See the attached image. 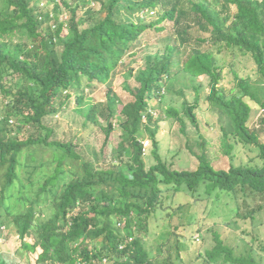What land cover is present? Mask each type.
<instances>
[{
	"label": "trees",
	"instance_id": "obj_1",
	"mask_svg": "<svg viewBox=\"0 0 264 264\" xmlns=\"http://www.w3.org/2000/svg\"><path fill=\"white\" fill-rule=\"evenodd\" d=\"M149 15L155 18L147 23ZM168 25L173 37L163 51L130 70L135 85L124 86L130 101L111 88L104 102L87 98L85 89L105 86L148 31L159 37ZM209 48L250 55L264 84V0H0V228L7 237L14 230L20 243L11 264H152L142 237L150 221L158 219L159 209L172 217L170 210L183 207L173 200L164 207L161 187L174 200L193 198V206L200 191L211 196L217 190L264 202L263 129L249 126L255 109L262 110L264 126V86L261 92L250 78L233 72L235 87L227 92L221 86L223 66ZM184 77L209 80L206 101L219 112L222 155L242 144L254 153L253 164L224 170L206 151L195 156V170L163 161L152 103L184 97L182 89H174ZM199 90L195 87L196 101ZM73 103L84 127L94 124L103 132L104 146L116 128L121 131L107 165L95 167L76 143L55 138L50 122ZM195 109L184 100L182 113L167 108L165 116L185 132L186 122L198 126ZM23 127L44 131L45 137L20 139L16 131ZM145 133L154 148L149 168ZM44 150L50 151L51 170L43 169ZM23 168L29 184L34 172L47 171L35 191H24ZM255 206L246 215L238 207L235 216L253 222L264 210ZM214 241L206 264L222 257V264H254L234 256L218 235Z\"/></svg>",
	"mask_w": 264,
	"mask_h": 264
},
{
	"label": "rangeland",
	"instance_id": "obj_2",
	"mask_svg": "<svg viewBox=\"0 0 264 264\" xmlns=\"http://www.w3.org/2000/svg\"><path fill=\"white\" fill-rule=\"evenodd\" d=\"M38 6L40 7V3L37 4ZM151 18H155V15H149L146 18L147 23ZM166 28L159 37H154L148 31L138 42L139 45L135 48L136 53L124 57L105 86L94 88L91 91L88 88L85 89L88 94L87 98L93 104L104 102L107 89L111 88L123 102L130 101L131 96L124 89L125 83L130 84L131 87L135 85L133 77H130V70L137 71L143 68L147 55L163 51V45L173 37L169 25ZM192 34L197 33L193 31ZM202 36L206 38V36ZM202 47L207 49L209 46L202 45ZM210 50L215 54L219 65L223 66L221 86L227 92L235 87L233 72L240 78H250L253 87L259 88L263 92V78L257 74L256 65L250 55H243L235 50H222L219 53L215 48ZM208 81L207 78L191 81L189 77H184L174 85L175 90L182 89L184 91V97L171 95L166 96L165 101L152 103L160 156L163 161L173 164L174 168L178 170H195L198 163L195 156L204 153V151L213 160L216 159L219 168L224 170L228 169L230 164L235 166L253 164L254 153L248 148L242 147V144H237L238 147L232 151L230 156L222 155L219 112L214 111L206 101L210 93ZM195 87L200 89L198 101H196ZM184 100L189 105H196L195 114L198 122L197 127L186 122L185 132L181 131L180 125L174 118L165 116L167 108L176 109L182 113ZM74 106V103L71 104L70 108L61 112L57 118L50 122L55 129V138L60 141L76 143L85 158L95 167L107 165L112 157L113 149L120 141L121 131L116 128L104 146L103 132L94 124H90L87 128L84 127L83 117L72 110ZM261 113L260 109L252 111L249 126L251 130L261 131L263 129L260 140L264 142V126L260 123ZM153 126L151 125V127ZM16 133L14 134L20 139L28 138L33 134L43 138L46 134L44 131L35 132L28 127H23ZM142 141L145 166L149 168L155 164L152 155L154 148L147 133L144 134ZM40 154L44 155L43 163L47 165L43 169L51 170V168L47 169L50 167L48 163H51L50 151L44 150ZM43 169L34 172L30 184L26 181L28 171L25 168L19 171L23 183L27 186V189H24L25 192L35 191L37 186L45 180L47 171L45 172ZM161 188L164 207L170 206L172 200L175 205L179 203L183 207L176 211L170 210L174 213L172 217H167L166 210L159 209L158 219L150 221L148 234H144L142 237L152 264H206V251L214 246L215 235H218L224 245L232 250L234 256L252 258L254 264H264V210H262L263 214H256V219L253 222H250L249 218L241 219L235 216L238 207L240 213L246 215L252 208H256V204L264 205L260 199L244 198L242 195L234 198L232 193L219 190L213 192L211 196H205L200 191V194L194 196L196 200L193 206L191 204L193 198L183 196L174 200L170 191H166L165 187ZM217 194H220L219 197ZM245 199L248 203L247 206L244 203ZM17 208L21 209V206L18 205ZM260 221L263 222V225L258 224ZM6 229H10V227H6ZM11 232L13 234L7 237V232L0 228V259L2 263L6 264L14 262L13 256L20 244L14 235V230ZM222 261L223 257L219 258L218 263L210 264H222Z\"/></svg>",
	"mask_w": 264,
	"mask_h": 264
},
{
	"label": "built area",
	"instance_id": "obj_3",
	"mask_svg": "<svg viewBox=\"0 0 264 264\" xmlns=\"http://www.w3.org/2000/svg\"><path fill=\"white\" fill-rule=\"evenodd\" d=\"M44 7V4L43 3H40V8Z\"/></svg>",
	"mask_w": 264,
	"mask_h": 264
}]
</instances>
